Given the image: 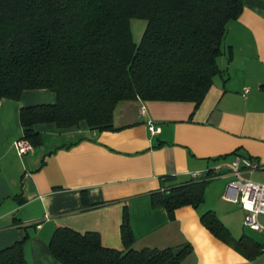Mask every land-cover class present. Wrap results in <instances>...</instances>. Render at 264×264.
<instances>
[{
  "label": "crops",
  "instance_id": "obj_1",
  "mask_svg": "<svg viewBox=\"0 0 264 264\" xmlns=\"http://www.w3.org/2000/svg\"><path fill=\"white\" fill-rule=\"evenodd\" d=\"M222 48L220 74L198 106L121 102L113 113V130L103 132L91 131L85 122L63 130L37 124L33 130L41 144L23 156L14 148L22 139L19 110L53 104L55 95L29 90L18 101L1 100L0 250L24 241L27 264H60L48 249L57 228L96 232L104 246L122 249L126 213L135 250L188 244L192 253L181 264H264V254L249 260L235 249L242 236L254 238L245 232L240 206L221 199L236 157L260 166L242 169V179L264 180V0H243L241 15L227 25ZM148 122L159 134L150 135ZM191 173L210 174L205 202L199 210L177 209L169 220L162 207H152L149 196L162 177L183 182ZM255 175L260 180H253ZM204 211L213 212L228 229L229 244L202 226Z\"/></svg>",
  "mask_w": 264,
  "mask_h": 264
},
{
  "label": "trees",
  "instance_id": "obj_2",
  "mask_svg": "<svg viewBox=\"0 0 264 264\" xmlns=\"http://www.w3.org/2000/svg\"><path fill=\"white\" fill-rule=\"evenodd\" d=\"M242 11L243 0H0V101H18L29 90L55 95L53 104L19 110L22 139L32 147L41 144L37 124L63 130L85 122L91 131L113 130L121 102L198 106L220 74L227 25ZM132 19L146 21L137 45ZM260 88L264 93V84ZM209 178L162 177L151 205L162 207L169 220L177 209L199 210ZM199 219L213 237L231 242L213 212ZM120 235L123 247L115 249L96 232L57 228L48 249L60 264H181L192 253L188 244L135 250L126 213ZM23 242L0 250V264H27ZM263 245L244 235L235 249L254 260Z\"/></svg>",
  "mask_w": 264,
  "mask_h": 264
},
{
  "label": "built area",
  "instance_id": "obj_3",
  "mask_svg": "<svg viewBox=\"0 0 264 264\" xmlns=\"http://www.w3.org/2000/svg\"><path fill=\"white\" fill-rule=\"evenodd\" d=\"M140 115H145L146 108L141 104ZM148 131L151 136L160 132L151 122H148ZM18 156H23L31 150V145L23 139L14 143ZM233 179L228 183L221 197L225 202L239 205L244 213L243 225L245 228L264 235V225L259 222V217L264 216V180L261 183L244 180L239 175L242 169L254 171L260 169L258 163L246 158L236 157L228 166ZM192 179L200 178L199 173H191ZM264 254V245L261 247Z\"/></svg>",
  "mask_w": 264,
  "mask_h": 264
},
{
  "label": "rangeland",
  "instance_id": "obj_4",
  "mask_svg": "<svg viewBox=\"0 0 264 264\" xmlns=\"http://www.w3.org/2000/svg\"><path fill=\"white\" fill-rule=\"evenodd\" d=\"M145 27H146V21L144 20H141V19H132L130 21V29H131V37H132V41L137 45L139 44L141 38H142V35H143V32L145 30ZM253 180H260V178L255 175ZM213 197L211 199H209V201L212 203L213 202ZM260 221L262 223H264V218L263 217H260ZM245 232L247 235L253 237L255 240L257 241H264V235H261L259 233H256V232H251L249 230H247L245 228Z\"/></svg>",
  "mask_w": 264,
  "mask_h": 264
}]
</instances>
